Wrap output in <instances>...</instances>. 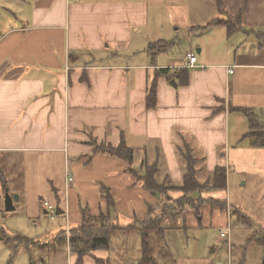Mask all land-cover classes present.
<instances>
[{
  "label": "crops",
  "instance_id": "0c3cea01",
  "mask_svg": "<svg viewBox=\"0 0 264 264\" xmlns=\"http://www.w3.org/2000/svg\"><path fill=\"white\" fill-rule=\"evenodd\" d=\"M27 1L33 25L0 27V157L26 155V208L43 199L52 219L38 240L52 245L61 230L69 239L85 213L128 226L170 210L149 235L150 264H234L232 232L243 247L238 226H252L248 242L264 229V207L250 199L258 188L264 197V146L252 144L245 111L264 129V0ZM189 51L200 66H186ZM109 144L131 149L132 162L101 149ZM0 172V195L21 198L20 181ZM184 197L192 204L181 207ZM113 238L83 264L142 261L138 233ZM66 249L46 245L39 262L76 264Z\"/></svg>",
  "mask_w": 264,
  "mask_h": 264
},
{
  "label": "rangeland",
  "instance_id": "374dc122",
  "mask_svg": "<svg viewBox=\"0 0 264 264\" xmlns=\"http://www.w3.org/2000/svg\"><path fill=\"white\" fill-rule=\"evenodd\" d=\"M156 2L161 3L159 0H156ZM30 5L31 3H28L27 0H1L0 27L10 24L14 26H22L25 24L33 25V21L30 18ZM156 23H158V21ZM161 23L164 22L160 21V25ZM0 168H2L7 174L6 179L8 180L10 186L13 185V180L16 181L14 185H18V180L20 181L19 188L21 194V198L15 200V209L13 210L6 209V193L0 195V224L5 225L8 233H18V235L21 236L20 239L26 237L37 240L42 239V237L38 236H43L44 234L49 233L47 228L52 225V219L49 214L44 213L43 199H32V208H26V155L2 156L0 157ZM245 189L248 190L249 186L243 188V190ZM261 190L262 189L258 188L255 191L256 194L253 193L250 195L251 201L260 202V204L256 203V207L260 209L264 207V197L263 195L261 196V193L259 192ZM15 194L19 196V193H14V195ZM238 195L240 194L238 193L236 196ZM251 201L248 202L247 206H249ZM248 211L252 219L255 220L258 218L259 211L255 212L254 208H248ZM193 232L198 233L196 231ZM233 232L232 239L235 249V255L233 253V261H235L234 264H264V229L262 230L263 233L261 235H256L254 240L248 242L247 240L252 235H255V231L253 232L252 226L245 225V228L238 226V238L235 237L236 240H240L244 235L248 237V239L244 241L246 244L243 247H241L240 244L238 246V244L234 241ZM207 233H209V231H207ZM216 233L217 232L215 230L214 244L217 247V256L219 257V261L226 260L228 258L226 253V239L221 238L219 232L217 234ZM134 241V236L127 237V252L134 253ZM24 244H21L19 241H7L0 239V264H32V261L34 260V264H41L38 257L40 256L41 259L43 258V255L46 257V253L43 254V249L35 248V246H26V242ZM233 244L231 241V246ZM152 247L154 249L153 238ZM239 247L240 251L237 250Z\"/></svg>",
  "mask_w": 264,
  "mask_h": 264
},
{
  "label": "trees",
  "instance_id": "16d2710c",
  "mask_svg": "<svg viewBox=\"0 0 264 264\" xmlns=\"http://www.w3.org/2000/svg\"><path fill=\"white\" fill-rule=\"evenodd\" d=\"M237 20H240V16L236 17ZM237 20L230 18L228 21H223L226 24H229L230 28L234 29L237 24ZM155 85L150 87V101H155ZM250 117V123L253 132L249 133L248 136L252 140V144L256 146H264V129L263 127H258V122L254 114L249 113L248 109H245ZM260 128V129H259ZM104 152H109L111 154L117 155L128 162H132L133 160V152L131 149L126 147L125 145L113 146V145H103L101 148ZM1 177L3 178L2 173L0 172ZM189 176H187L188 178ZM222 180V184H225L226 174L225 171H221V175L219 176ZM188 184V183H186ZM3 185L6 186L7 182L5 179L3 180ZM148 186H151V190L153 191H162V187L157 185V189L154 188L155 184L148 182ZM108 200L111 202V197L108 195ZM179 204L183 207L184 204H192L194 199H187L179 198ZM204 200V199H203ZM183 201V202H182ZM196 207H199L196 206ZM167 214L175 215L177 212L164 210L161 213H157L151 215L152 218L147 220H136L134 223L123 226L118 224L113 220L111 215H105L103 212L100 213L98 216L89 217L88 213L84 214V219L82 224H80L76 229L70 231L69 239H67V233L65 230L58 231L57 234L53 237V244L48 245V243L43 242L41 243L40 240L33 239V238H21L18 233L11 234L8 233L5 225L0 224V239H4L7 241H19L21 244L26 242V246H35V248L43 249L46 245L50 247V249L54 250L55 252L59 250H67L66 248H70V251L77 255V262L76 264H83V258L86 255L92 254L95 250L99 249H111L114 247L115 240H113L114 236H116L121 230H127L131 232H136L139 234L140 238L142 239V247H141V256L138 258L142 260L140 263L138 261L137 264H150V261H153L151 258V248H150V239L149 235L151 234L152 230L160 229V221ZM89 217V218H88ZM24 240V241H22ZM19 244V243H17ZM25 245V244H24ZM99 264L102 263L101 260L95 257ZM34 264V261H32Z\"/></svg>",
  "mask_w": 264,
  "mask_h": 264
},
{
  "label": "built area",
  "instance_id": "2783aa9c",
  "mask_svg": "<svg viewBox=\"0 0 264 264\" xmlns=\"http://www.w3.org/2000/svg\"><path fill=\"white\" fill-rule=\"evenodd\" d=\"M187 60H188L187 63H186L187 67L195 68V67L200 66L198 64V58H197V56H196L194 51L187 52ZM229 69H230L231 72L234 71V67L233 66H230ZM71 179H72V177L70 176L69 180H71ZM46 205H47L48 209L50 210L49 213H51V215L54 216L55 213H56V210L54 209V206L49 204L48 202H46ZM230 230H231V228L229 226L227 228L223 229L221 231V236L228 239V246L231 247ZM228 264H232L230 260L228 261Z\"/></svg>",
  "mask_w": 264,
  "mask_h": 264
},
{
  "label": "water",
  "instance_id": "95a60500",
  "mask_svg": "<svg viewBox=\"0 0 264 264\" xmlns=\"http://www.w3.org/2000/svg\"><path fill=\"white\" fill-rule=\"evenodd\" d=\"M19 196L15 194L14 195H11L8 191L6 192V196H5V199H6V206H7V210H13L15 209V206H14V201L16 199H18ZM62 209L60 207H58L57 209V213H62Z\"/></svg>",
  "mask_w": 264,
  "mask_h": 264
},
{
  "label": "flooded vegetation",
  "instance_id": "af4514ba",
  "mask_svg": "<svg viewBox=\"0 0 264 264\" xmlns=\"http://www.w3.org/2000/svg\"><path fill=\"white\" fill-rule=\"evenodd\" d=\"M14 195V194H13ZM15 196V195H14Z\"/></svg>",
  "mask_w": 264,
  "mask_h": 264
}]
</instances>
